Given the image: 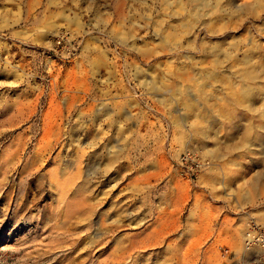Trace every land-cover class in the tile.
Here are the masks:
<instances>
[{
  "label": "rangeland",
  "instance_id": "obj_1",
  "mask_svg": "<svg viewBox=\"0 0 264 264\" xmlns=\"http://www.w3.org/2000/svg\"><path fill=\"white\" fill-rule=\"evenodd\" d=\"M121 1L0 0V264H262L264 0Z\"/></svg>",
  "mask_w": 264,
  "mask_h": 264
},
{
  "label": "built area",
  "instance_id": "obj_2",
  "mask_svg": "<svg viewBox=\"0 0 264 264\" xmlns=\"http://www.w3.org/2000/svg\"><path fill=\"white\" fill-rule=\"evenodd\" d=\"M57 37V43H59V40L64 37V34H60ZM178 162L180 165L186 169L187 173H189L190 176H196L199 169H201L204 165L207 164V161H205L198 153L194 151H185L182 152L178 156ZM255 232L254 229L251 228ZM261 237V236H260ZM263 238V236L261 237ZM257 241L256 238L252 241L246 239V242L248 244H251L253 242ZM264 264V262L262 263Z\"/></svg>",
  "mask_w": 264,
  "mask_h": 264
},
{
  "label": "bare ground",
  "instance_id": "obj_3",
  "mask_svg": "<svg viewBox=\"0 0 264 264\" xmlns=\"http://www.w3.org/2000/svg\"><path fill=\"white\" fill-rule=\"evenodd\" d=\"M31 1H38V0H31ZM118 14H119V16H123L122 10L119 11ZM175 31L176 30H174L172 33H174ZM241 71H242V75L245 76V77H249V78H254L255 77L256 78V76H257V72H256V70H255V68L253 66L249 67V69H245L244 68V70H241ZM258 92H259V90L251 89V90H249V93L247 95H249L250 97H253V96H256L258 94ZM245 234H246L245 235V239H248V240L252 241V240H254L256 238V240H260L261 242H264V235H263V238H261L253 230H247V232Z\"/></svg>",
  "mask_w": 264,
  "mask_h": 264
}]
</instances>
